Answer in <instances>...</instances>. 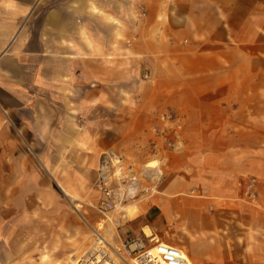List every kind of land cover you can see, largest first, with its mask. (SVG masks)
I'll use <instances>...</instances> for the list:
<instances>
[{"label":"crops","instance_id":"crops-1","mask_svg":"<svg viewBox=\"0 0 264 264\" xmlns=\"http://www.w3.org/2000/svg\"><path fill=\"white\" fill-rule=\"evenodd\" d=\"M166 109L183 117L180 149L151 153ZM261 117L264 0H0L1 242L24 259L35 233L20 226L56 228L65 196L93 206L112 148L162 167L129 239L191 264H264Z\"/></svg>","mask_w":264,"mask_h":264},{"label":"rangeland","instance_id":"rangeland-1","mask_svg":"<svg viewBox=\"0 0 264 264\" xmlns=\"http://www.w3.org/2000/svg\"><path fill=\"white\" fill-rule=\"evenodd\" d=\"M230 118L234 120V117L229 116V120H231ZM232 134H235L234 131L223 132L222 138L224 140H229ZM257 136L259 139L260 156L264 157V117H261V128ZM261 166H264V164L261 163ZM165 169L166 166L163 168L164 173L166 171ZM253 193L252 190L250 196H245L253 198ZM133 201L136 200H130L126 203V205L130 206L131 204H135L137 207L132 217L129 218L123 212H119L121 207L117 208L115 212L112 211L107 214H101L97 212L93 206L87 204L91 201L87 200L86 203L82 204L79 200L73 199L70 196H65L62 199V203L66 206L62 208V211L51 213V217L47 218V220L52 221V223L56 225V228H52L51 226L45 227V224H41V221L38 220L35 223L30 222L28 224L26 223L25 226H20L22 232L35 233V236H33L35 237V243L30 245L29 254L26 253L24 259L13 260L9 257L11 253L10 244H2L0 238V264H73L74 260L82 259L85 252L96 241L97 235L95 227L100 226L103 229L99 230V233H101L108 243V248H110L109 252L113 253L115 256L121 255L123 257L127 252V256L133 258L135 253L132 252L129 255V246L134 240L135 242L139 240L143 242V239L146 237L141 235L137 240H131L124 233L125 224L130 220H134L139 215V206H137V202ZM121 210H126V208L123 207ZM42 214L46 213L42 212ZM57 214L58 217L55 216ZM22 220H24L23 217L21 218V221ZM29 224H31V226H27ZM4 230V239L10 240L11 227H7ZM145 233H148V231L146 230ZM148 244L147 242L146 245ZM134 246L135 244H133L131 248Z\"/></svg>","mask_w":264,"mask_h":264},{"label":"built area","instance_id":"built-area-1","mask_svg":"<svg viewBox=\"0 0 264 264\" xmlns=\"http://www.w3.org/2000/svg\"><path fill=\"white\" fill-rule=\"evenodd\" d=\"M147 77V73L143 74ZM159 123L150 127L153 136L151 153L161 150H179L180 134L183 128V118L174 111L167 109L157 115ZM154 161L155 166H150ZM162 169L155 159L144 163L139 169L133 166L115 149H107L100 153L98 175L94 189L99 198L93 208L107 214L125 205L130 200H136L144 193H153L162 179ZM255 179L250 178L245 186V195L250 196L255 186ZM135 253L132 264H191L186 254L155 237L149 239V244L136 241L135 246H129V255ZM97 264H105L103 258Z\"/></svg>","mask_w":264,"mask_h":264},{"label":"bare ground","instance_id":"bare-ground-1","mask_svg":"<svg viewBox=\"0 0 264 264\" xmlns=\"http://www.w3.org/2000/svg\"><path fill=\"white\" fill-rule=\"evenodd\" d=\"M150 166H155L156 163L154 161H151ZM137 202V201H133ZM126 205V204H125ZM123 205L119 209V212H123L126 216L129 218L132 217V214L135 212V209H137L135 204L130 205ZM123 207L126 208V210H121ZM77 209V208H76ZM115 211V210H114ZM111 228V227H109ZM103 228L95 227V232L97 235L96 241L93 243V245L85 252L83 255V258L80 260H74L73 264H97L101 259L103 258L105 264H132L133 258H129L127 256V252L125 253V256H115L113 253L109 252L108 243L105 241L104 237L99 233V230H102ZM95 236V235H94ZM95 238V237H94ZM110 244V243H109ZM113 250V249H112ZM82 257V256H81ZM129 259V260H127Z\"/></svg>","mask_w":264,"mask_h":264}]
</instances>
